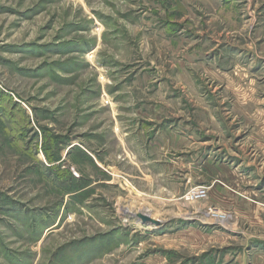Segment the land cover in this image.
Here are the masks:
<instances>
[{
  "label": "rangeland",
  "instance_id": "374dc122",
  "mask_svg": "<svg viewBox=\"0 0 264 264\" xmlns=\"http://www.w3.org/2000/svg\"><path fill=\"white\" fill-rule=\"evenodd\" d=\"M228 2L0 0V264H264V116L209 73L264 0Z\"/></svg>",
  "mask_w": 264,
  "mask_h": 264
},
{
  "label": "crops",
  "instance_id": "0c3cea01",
  "mask_svg": "<svg viewBox=\"0 0 264 264\" xmlns=\"http://www.w3.org/2000/svg\"><path fill=\"white\" fill-rule=\"evenodd\" d=\"M203 1L205 2L207 0ZM228 1L229 0H225L224 5H221L220 8L223 10L229 8L230 2ZM216 40L221 43L219 39ZM215 46L216 44L210 50H212L213 53L215 51L217 54H213V61H215L214 58L216 57L219 59V62L217 63L218 66L215 67L213 71H209V73L211 72L214 76L219 75L221 77L223 76V78L224 76L226 77L225 92L228 93V95L229 93L232 95V108H249L254 114L264 116V84L257 83L256 81L258 78L256 75L262 74V71H264V56L256 53L251 46H248V48L244 50L242 45L237 47L241 50L233 48V53L231 52L232 48H221L219 45V48L214 50ZM225 50H230L227 56L223 52ZM204 54V52H201V59L203 62L209 59V56H206L208 54ZM233 64L234 68L232 70H226ZM246 77L249 78L248 81H243V83H241L242 78ZM262 77H264V73Z\"/></svg>",
  "mask_w": 264,
  "mask_h": 264
},
{
  "label": "water",
  "instance_id": "95a60500",
  "mask_svg": "<svg viewBox=\"0 0 264 264\" xmlns=\"http://www.w3.org/2000/svg\"><path fill=\"white\" fill-rule=\"evenodd\" d=\"M136 216L141 219L142 223H145V224L149 223V224H153V225H159L160 224V222L158 220H155L146 214L137 213Z\"/></svg>",
  "mask_w": 264,
  "mask_h": 264
},
{
  "label": "trees",
  "instance_id": "16d2710c",
  "mask_svg": "<svg viewBox=\"0 0 264 264\" xmlns=\"http://www.w3.org/2000/svg\"><path fill=\"white\" fill-rule=\"evenodd\" d=\"M47 155L49 156V154H47ZM48 156H47V157H48ZM55 158H56V157H53V156H52V157H48V159H50V160L55 159Z\"/></svg>",
  "mask_w": 264,
  "mask_h": 264
}]
</instances>
